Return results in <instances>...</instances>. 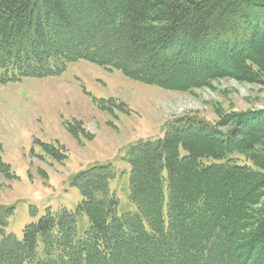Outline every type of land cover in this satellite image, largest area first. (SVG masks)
Wrapping results in <instances>:
<instances>
[{
    "label": "trees",
    "instance_id": "16d2710c",
    "mask_svg": "<svg viewBox=\"0 0 264 264\" xmlns=\"http://www.w3.org/2000/svg\"><path fill=\"white\" fill-rule=\"evenodd\" d=\"M119 1L0 0V76L49 77L87 59L170 90L264 83V0ZM110 32L128 41L123 53L105 51ZM218 118L182 116L129 146L123 210L111 164L75 174L78 204L48 210L22 238L0 207V264H264V111Z\"/></svg>",
    "mask_w": 264,
    "mask_h": 264
},
{
    "label": "rangeland",
    "instance_id": "374dc122",
    "mask_svg": "<svg viewBox=\"0 0 264 264\" xmlns=\"http://www.w3.org/2000/svg\"><path fill=\"white\" fill-rule=\"evenodd\" d=\"M116 38L108 34L111 48L106 52L114 48L124 52L128 41ZM2 77L0 207L10 208L5 229L19 238L25 226L49 208H73L78 203L82 194L70 177L83 169L111 164L116 176L110 188L125 209L129 146L162 137L171 120L196 115L215 122L219 115L264 110V83L229 77L190 90H170L85 60L69 63L54 76L7 81ZM232 123L221 129L226 132ZM139 247L132 243L127 250L132 254ZM188 249L184 247L183 253Z\"/></svg>",
    "mask_w": 264,
    "mask_h": 264
},
{
    "label": "bare ground",
    "instance_id": "6f19581e",
    "mask_svg": "<svg viewBox=\"0 0 264 264\" xmlns=\"http://www.w3.org/2000/svg\"><path fill=\"white\" fill-rule=\"evenodd\" d=\"M264 111V110H263Z\"/></svg>",
    "mask_w": 264,
    "mask_h": 264
}]
</instances>
